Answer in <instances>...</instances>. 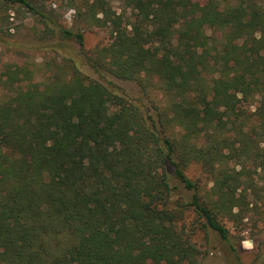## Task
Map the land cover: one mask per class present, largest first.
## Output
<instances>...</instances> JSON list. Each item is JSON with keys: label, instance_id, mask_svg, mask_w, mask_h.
<instances>
[{"label": "trees", "instance_id": "trees-1", "mask_svg": "<svg viewBox=\"0 0 264 264\" xmlns=\"http://www.w3.org/2000/svg\"><path fill=\"white\" fill-rule=\"evenodd\" d=\"M68 2L70 25L0 0V48L50 54L0 58V264H199L186 210L231 245L226 221L264 205V0ZM20 13L34 40H8ZM91 26L108 41L86 48Z\"/></svg>", "mask_w": 264, "mask_h": 264}, {"label": "rangeland", "instance_id": "rangeland-1", "mask_svg": "<svg viewBox=\"0 0 264 264\" xmlns=\"http://www.w3.org/2000/svg\"><path fill=\"white\" fill-rule=\"evenodd\" d=\"M41 1L48 8L55 9L67 25L72 23L75 11L69 6L68 0ZM198 1L202 2L203 0ZM111 6L119 12L122 9V5L118 1H111ZM124 14L126 16L130 15L131 10L129 8L126 9ZM9 26L10 28L6 32L8 40L18 43L34 40L32 37H35L36 28L41 27L39 23L35 22L26 13H20L13 17ZM210 32L209 30L208 33ZM109 36L110 29L91 26L84 32L85 47L93 48L97 44L106 43ZM0 53L2 62H16L18 64L27 60L31 64L42 65L50 56L45 49L34 51L7 46L0 48ZM85 72L95 79L99 78L96 73L87 68ZM39 78L40 74L36 73L34 80ZM107 79L115 84V88L119 93L121 92L134 98L141 97V92L136 83L110 76ZM103 82L107 84L106 80ZM155 98L158 100L159 94H155ZM188 175L198 181L200 194L210 189V178L197 165L189 166ZM250 207L251 209L246 212L242 221H226L225 223L231 234L230 244L233 248L221 240L214 231L203 227L202 220H199L191 209L184 212L182 218L176 222V227L179 230H184L190 236L191 242L199 250V264H264V205L257 203L256 206Z\"/></svg>", "mask_w": 264, "mask_h": 264}]
</instances>
